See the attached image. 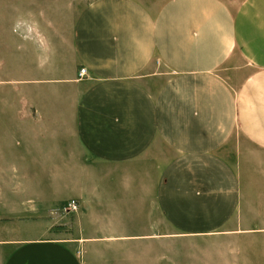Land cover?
Masks as SVG:
<instances>
[{
    "label": "crops",
    "instance_id": "crops-1",
    "mask_svg": "<svg viewBox=\"0 0 264 264\" xmlns=\"http://www.w3.org/2000/svg\"><path fill=\"white\" fill-rule=\"evenodd\" d=\"M73 54L56 80L73 121L36 122L67 136L45 154L57 175L45 204L78 202L74 234L52 238V225L18 240L14 225L0 264H171L162 243L208 239L220 255V238L264 233L243 213L250 180L229 154L236 134L264 152V0H167L156 11L92 0ZM223 70L244 72L241 82Z\"/></svg>",
    "mask_w": 264,
    "mask_h": 264
},
{
    "label": "rangeland",
    "instance_id": "rangeland-1",
    "mask_svg": "<svg viewBox=\"0 0 264 264\" xmlns=\"http://www.w3.org/2000/svg\"><path fill=\"white\" fill-rule=\"evenodd\" d=\"M91 1L0 0L1 240L8 239L14 225L18 240L41 238L52 225V238L58 236V230L74 234L72 220L78 211L66 215L60 211L62 205L45 204L57 191V175L48 167L56 164V158L45 154L60 148L62 139L68 142L67 136L39 132L36 121H73L71 105L57 100L56 80L73 66L74 26ZM140 1L156 11L167 0ZM226 1L237 7L244 0ZM17 19L21 23L13 32ZM24 36L28 39H22ZM38 61L43 67H38ZM222 72L231 76L233 84H239L244 75ZM41 86L48 87L45 102ZM229 154L241 163L250 180L244 181L248 204L243 213L256 229H264V152L236 134ZM65 222L67 226H60ZM218 247L208 239L177 238L174 245L162 243L161 252L170 253L171 264H264V233L224 236L220 255ZM10 250H1V262Z\"/></svg>",
    "mask_w": 264,
    "mask_h": 264
},
{
    "label": "built area",
    "instance_id": "built-area-1",
    "mask_svg": "<svg viewBox=\"0 0 264 264\" xmlns=\"http://www.w3.org/2000/svg\"><path fill=\"white\" fill-rule=\"evenodd\" d=\"M87 76V69L81 68L79 71V78H84ZM79 210V204L76 200L69 201L66 205H64L60 211L65 214H70L72 212H77Z\"/></svg>",
    "mask_w": 264,
    "mask_h": 264
},
{
    "label": "clouds",
    "instance_id": "clouds-1",
    "mask_svg": "<svg viewBox=\"0 0 264 264\" xmlns=\"http://www.w3.org/2000/svg\"><path fill=\"white\" fill-rule=\"evenodd\" d=\"M20 23H21L20 20L17 19V21L13 24V32L18 31V27H19ZM37 30H38V26H37ZM22 39H28V37L24 36V37H22ZM38 67H43L42 64H39V61H38Z\"/></svg>",
    "mask_w": 264,
    "mask_h": 264
}]
</instances>
